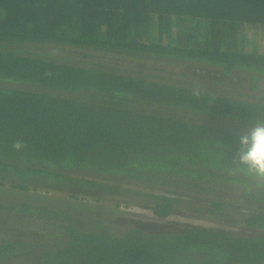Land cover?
I'll use <instances>...</instances> for the list:
<instances>
[{
	"label": "trees",
	"instance_id": "16d2710c",
	"mask_svg": "<svg viewBox=\"0 0 264 264\" xmlns=\"http://www.w3.org/2000/svg\"><path fill=\"white\" fill-rule=\"evenodd\" d=\"M248 29L264 30V0H0V183L72 196L14 203L37 233L0 236V264H264V190L229 174L248 130L224 121L264 119V52L245 48ZM108 53L132 61L112 65ZM188 64L214 67L227 88L203 87L210 79ZM126 181L151 187L133 193L158 219L181 194L217 192L205 208L214 213L236 192L253 231L115 224L122 212L99 201H122Z\"/></svg>",
	"mask_w": 264,
	"mask_h": 264
},
{
	"label": "rangeland",
	"instance_id": "374dc122",
	"mask_svg": "<svg viewBox=\"0 0 264 264\" xmlns=\"http://www.w3.org/2000/svg\"><path fill=\"white\" fill-rule=\"evenodd\" d=\"M253 29H248V35L250 39H252L251 43L245 46L246 49L250 50L256 46L260 51L264 52V30H260L259 34L253 32ZM256 43V44H255ZM49 44H45L44 48H52L48 46ZM34 46H29L27 50H32ZM42 48V47H41ZM59 50H70L72 56H79L81 51L78 50H71L70 48H65L62 46H56ZM94 58L100 59L101 54L93 55ZM106 62L111 63L112 65L118 63L117 60L121 61H132L131 57H119L118 54L108 53L105 55L104 59ZM120 61V62H121ZM129 66L132 68H139L136 64V60H133ZM149 62H151L148 59ZM183 68V67H182ZM170 71H173L174 68H169ZM185 72H188L189 75L193 77L199 76L200 78H204L203 75L206 74L207 77L210 79L208 80H199L202 86L208 89H212V87L218 88H227V85L224 83H217L216 80L218 79V72L214 67L210 69H200V68H193L192 65H187V67L183 68ZM240 81L242 84L247 83L250 79L248 74L241 75ZM190 79V76L188 77ZM212 81V82H211ZM238 81V79H236ZM229 84V83H228ZM247 85V84H246ZM264 87V83H263ZM215 88V89H218ZM264 89V88H263ZM246 93V92H244ZM245 95V94H244ZM243 95V96H244ZM242 96V93L239 94ZM162 113L165 114H174L175 111L172 109L162 108L160 110ZM180 116H190L193 120L203 122V123H214L217 119L214 116L208 114H194V113H185L184 111H179ZM226 126H235L240 130H248L251 125H243L239 121L226 119L224 120ZM126 189L125 192L122 193V197L124 199L122 201H115V200H101L100 203H105L106 205H110L115 207L118 211H121L122 214L116 218L115 224L124 223L125 226L133 227L135 224L140 225L143 228L149 229H180L191 225H201V226H208V227H217L228 229L235 234H246L251 233L253 229L244 226L238 218L241 216V212L243 213L245 208L239 198H237L236 192L226 193L224 195V199L226 202L228 201L229 206H226L225 209L221 210L220 212H211L205 210V208H210V199L212 196H217V192H210L205 193L203 196H192V195H179V199L182 201L181 205L179 206V210L172 215L158 219L154 216L152 210L147 206H144V203L141 201L145 200L142 195H135V191H149L151 187H142L139 184H131L129 182L121 183ZM134 192V193H133ZM159 193H167L157 191ZM168 194V193H167ZM230 194V195H229ZM38 196H45V197H63L68 198L72 197L68 192L60 191V190H53V189H46L40 187L38 189H30L29 191H22L19 188L12 186L11 182H7L5 184L0 183V236L1 237H28L30 235L35 236L37 233L36 227L37 225L31 223L30 218L24 216V214L15 210V208H11L14 203H18L22 199H29L35 200ZM79 197L85 201V203H93L95 202V196L89 194H80ZM128 201V202H125ZM8 207V208H5ZM201 208V209H199ZM38 227L44 228V223H40ZM7 264H28V262L21 259V257H16L10 260Z\"/></svg>",
	"mask_w": 264,
	"mask_h": 264
},
{
	"label": "clouds",
	"instance_id": "9594fccd",
	"mask_svg": "<svg viewBox=\"0 0 264 264\" xmlns=\"http://www.w3.org/2000/svg\"><path fill=\"white\" fill-rule=\"evenodd\" d=\"M239 143L229 174L245 176L253 182L252 187L264 190V119L256 118ZM22 145V141H17L13 146L20 149Z\"/></svg>",
	"mask_w": 264,
	"mask_h": 264
}]
</instances>
